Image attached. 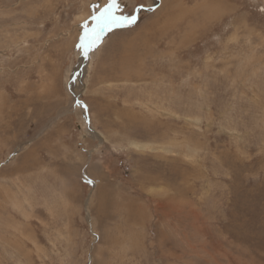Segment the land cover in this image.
I'll return each mask as SVG.
<instances>
[{
	"label": "rangeland",
	"instance_id": "374dc122",
	"mask_svg": "<svg viewBox=\"0 0 264 264\" xmlns=\"http://www.w3.org/2000/svg\"><path fill=\"white\" fill-rule=\"evenodd\" d=\"M106 2L0 0V264H264V0Z\"/></svg>",
	"mask_w": 264,
	"mask_h": 264
},
{
	"label": "snow or ice",
	"instance_id": "6c2138e0",
	"mask_svg": "<svg viewBox=\"0 0 264 264\" xmlns=\"http://www.w3.org/2000/svg\"><path fill=\"white\" fill-rule=\"evenodd\" d=\"M143 8L144 5L139 4L130 12H125L120 0H107L103 7L91 16L93 21L91 29L89 30L87 25H85L84 35L81 36L80 44L78 45L82 49L83 55L87 56L88 52L96 46L106 32L135 25ZM154 10L155 8L152 6L147 8V11ZM77 103L79 104L80 102L77 101ZM87 182L94 183L92 180H87Z\"/></svg>",
	"mask_w": 264,
	"mask_h": 264
},
{
	"label": "bare ground",
	"instance_id": "6f19581e",
	"mask_svg": "<svg viewBox=\"0 0 264 264\" xmlns=\"http://www.w3.org/2000/svg\"><path fill=\"white\" fill-rule=\"evenodd\" d=\"M83 62H85V61H83ZM77 91V90H76ZM75 97H76V95H75Z\"/></svg>",
	"mask_w": 264,
	"mask_h": 264
}]
</instances>
